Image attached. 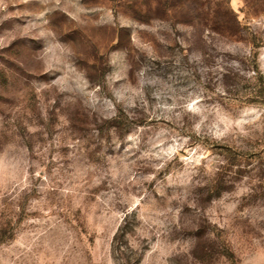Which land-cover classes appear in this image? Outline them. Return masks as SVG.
Here are the masks:
<instances>
[{
	"label": "rangeland",
	"instance_id": "rangeland-1",
	"mask_svg": "<svg viewBox=\"0 0 264 264\" xmlns=\"http://www.w3.org/2000/svg\"><path fill=\"white\" fill-rule=\"evenodd\" d=\"M0 264H264V0H0Z\"/></svg>",
	"mask_w": 264,
	"mask_h": 264
}]
</instances>
